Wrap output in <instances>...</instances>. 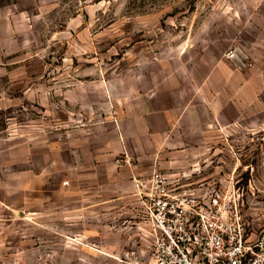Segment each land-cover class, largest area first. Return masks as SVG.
Masks as SVG:
<instances>
[{
  "label": "rangeland",
  "instance_id": "obj_1",
  "mask_svg": "<svg viewBox=\"0 0 264 264\" xmlns=\"http://www.w3.org/2000/svg\"><path fill=\"white\" fill-rule=\"evenodd\" d=\"M154 171L264 229V0H0V264H151Z\"/></svg>",
  "mask_w": 264,
  "mask_h": 264
},
{
  "label": "built area",
  "instance_id": "obj_2",
  "mask_svg": "<svg viewBox=\"0 0 264 264\" xmlns=\"http://www.w3.org/2000/svg\"><path fill=\"white\" fill-rule=\"evenodd\" d=\"M154 171L137 188L151 264H264V229L247 232L221 187Z\"/></svg>",
  "mask_w": 264,
  "mask_h": 264
},
{
  "label": "crops",
  "instance_id": "obj_3",
  "mask_svg": "<svg viewBox=\"0 0 264 264\" xmlns=\"http://www.w3.org/2000/svg\"><path fill=\"white\" fill-rule=\"evenodd\" d=\"M165 142H166V143H163V145H166V144H167V141H165ZM190 154H191V153H190ZM190 154H189V155H190Z\"/></svg>",
  "mask_w": 264,
  "mask_h": 264
}]
</instances>
